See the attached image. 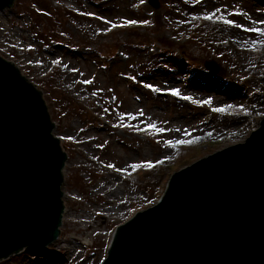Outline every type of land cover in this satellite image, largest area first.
<instances>
[{"label":"rangeland","instance_id":"1","mask_svg":"<svg viewBox=\"0 0 264 264\" xmlns=\"http://www.w3.org/2000/svg\"><path fill=\"white\" fill-rule=\"evenodd\" d=\"M250 29L264 32V0H15L0 10V56L41 92L67 154L58 243L77 245L0 264H101L116 227L153 206L174 172L244 142L264 117V35ZM177 140L188 142L166 143Z\"/></svg>","mask_w":264,"mask_h":264},{"label":"water","instance_id":"2","mask_svg":"<svg viewBox=\"0 0 264 264\" xmlns=\"http://www.w3.org/2000/svg\"><path fill=\"white\" fill-rule=\"evenodd\" d=\"M54 127L42 94L0 56V261L58 238L66 153ZM102 264H264V118L244 142L174 173Z\"/></svg>","mask_w":264,"mask_h":264},{"label":"snow or ice","instance_id":"3","mask_svg":"<svg viewBox=\"0 0 264 264\" xmlns=\"http://www.w3.org/2000/svg\"><path fill=\"white\" fill-rule=\"evenodd\" d=\"M218 11H219V9H217V12ZM212 18L213 17H212L211 14L205 16V19H212ZM108 22H110V21H108ZM136 23L137 22L134 21V20H127V21H125V24L126 25H135ZM143 23L144 24H147L148 22L147 21H143ZM225 23H227V24H233V21L227 20V21H225ZM236 26L237 27H240V25H236ZM249 31H255V32H257V33H259L261 35H264V32H261V30H259V29H250ZM145 87L151 88L153 91H159L160 90L158 88H154L152 85H145ZM171 95H173V96L179 95L178 90L177 89H172L171 90ZM182 98L185 99V100L191 99V97H188V96H184ZM198 103H210V101H199ZM214 111H216V112H222V111H224V109L223 108H216V109H214ZM141 115H142V113H141ZM121 126H123V125H121ZM148 128L149 129H153V130H155L157 132H162L163 131V129L156 128V126L154 124H149L148 125ZM187 142L188 141H185V140L166 141V143L169 144V145H173V144H177V143L184 144V143H187ZM141 166L147 167V168H151L152 167V164L151 163H145V164L141 165V164L133 163V164L130 165V167L132 169H137V168H140ZM109 167H113V166L112 165H109Z\"/></svg>","mask_w":264,"mask_h":264},{"label":"bare ground","instance_id":"4","mask_svg":"<svg viewBox=\"0 0 264 264\" xmlns=\"http://www.w3.org/2000/svg\"><path fill=\"white\" fill-rule=\"evenodd\" d=\"M65 165H66V162H65ZM65 165H64V170H63V173L65 174ZM70 214L68 213V209L64 210L63 213H62V218H61V226L59 227V235H58V238L55 239L54 241H52L49 246H55L58 250L62 249V248H65V247H69L70 248V251H72V253L75 252V250L77 249V245H75L73 242L71 243H67L65 241H63L62 243H58V241H60V234L62 233V230H63V227H64V222L67 220V217L69 216ZM80 220H83L84 224H87L89 222V218L86 217V216H79ZM75 218V217H73ZM88 237L84 238V243H87ZM75 241V240H73Z\"/></svg>","mask_w":264,"mask_h":264},{"label":"trees","instance_id":"5","mask_svg":"<svg viewBox=\"0 0 264 264\" xmlns=\"http://www.w3.org/2000/svg\"><path fill=\"white\" fill-rule=\"evenodd\" d=\"M199 29H200V28H198V30H199ZM194 32H196V31H194ZM261 44H263V43H261ZM247 46H248V45H247ZM247 46H246V50H248V51L251 50V51H253V52H256V51H257V48H258L259 45H258V43H257V44L252 45L253 47H250V46L247 47ZM262 49H263V47H261V50H260V49H259V50L262 51V52H264V49H263V50H262Z\"/></svg>","mask_w":264,"mask_h":264}]
</instances>
